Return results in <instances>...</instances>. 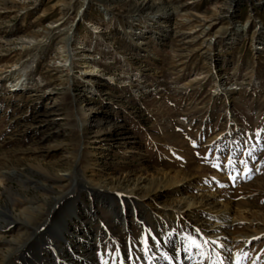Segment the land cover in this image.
Instances as JSON below:
<instances>
[{"label": "rangeland", "instance_id": "obj_1", "mask_svg": "<svg viewBox=\"0 0 264 264\" xmlns=\"http://www.w3.org/2000/svg\"><path fill=\"white\" fill-rule=\"evenodd\" d=\"M3 173L1 204L36 210L6 234L12 248L0 242L1 264H23L19 251L41 225L55 242V209L79 228L75 206L98 217L105 264H167L163 251L170 264H205L208 247L189 218L166 224L162 214L204 193L241 221L229 229L227 261L264 264V237L240 241L264 234L253 224L264 218V0H0ZM153 184L170 188L156 199ZM133 190L149 227L136 225L141 215L125 200L132 233L122 235L96 201L121 206L116 191Z\"/></svg>", "mask_w": 264, "mask_h": 264}, {"label": "bare ground", "instance_id": "obj_2", "mask_svg": "<svg viewBox=\"0 0 264 264\" xmlns=\"http://www.w3.org/2000/svg\"><path fill=\"white\" fill-rule=\"evenodd\" d=\"M210 57L212 60V65L214 66L217 65L219 58L217 57L216 53L211 54ZM221 78L223 79L224 77H220L219 80H221ZM5 176L8 177V174L7 173L0 174V177H5ZM84 180L80 177L76 178V183H77L76 185L83 187L89 193H93L94 191L91 192L92 189L90 190L88 184ZM134 186H136V184ZM179 186L188 187L190 185L188 182L181 180ZM169 188L166 186L154 185L153 189L151 190L152 191L151 196L153 198L155 197L156 199L162 198L164 195H166V192L169 190ZM134 191L135 190L130 192L116 191L118 199L122 203L121 206H118L115 203V201L111 200V198H104L101 194L98 195V199L96 201V203L99 206L105 202L109 205V211L113 213V217H114L113 222L121 228L122 235H129L132 233V230L130 229L131 222L128 218V215L126 214L127 206L124 201L125 200L130 201V203L133 204L132 205L133 208L135 209L134 202L135 200L139 199L138 198L139 196L137 192ZM215 196L212 197V194H205V193L201 194L200 198H197V201L199 203H193L192 200L195 199L194 196L193 198L188 196L178 201L177 204H175L174 206H169V208L165 207V209H162L163 210L162 214L165 219L164 223L167 224L168 221L171 218H173L172 215L176 216V218H180L184 220H186L188 217L189 219H187V221L194 226V230L196 231V233H198L201 240L208 247L209 256L205 258L206 261L205 264L208 263L232 264L227 261L228 260L227 251L229 250L230 245L227 244L226 242L230 240V237L228 236L229 229L235 227L237 224H240L241 221L238 218H234V215L230 216L232 213L235 212L234 209L233 211L230 210V208L233 207H228L227 209H224L222 211L218 209L219 211H217L216 206H218V203L212 202L215 199ZM13 201L15 202L14 199ZM33 209L35 208H32V206L25 207L24 209L25 211L22 210L21 212H17V210L14 207V204H12L11 207L8 206L6 207L1 204V198H0V214L7 218V220L3 222L0 218V242L2 246L4 245L7 248H12L17 243L15 237L8 240L6 238V234L10 232L13 233L12 231L14 230V228L17 229L24 227V225L25 226L30 225L31 223L30 213L34 212ZM54 211H55L54 217L58 218L54 222V226H52L53 231H55L56 234L58 233L57 235L55 234V236L53 235L55 242H52V240H50L49 237L40 234L44 230V228H46L45 226L42 227L41 225L38 230L34 229L35 238L33 239L32 243L27 245V247L22 246V249L19 251L24 254L22 257L23 264H71L72 260H75V262H79L81 264H94V263L105 264V259L102 258V260H100L98 255L96 256L95 253L101 244L99 239L100 238L99 229L96 226L99 223V219L98 217L95 216V212L91 210L88 212L87 216L81 217L79 215L80 214L79 210L75 206L74 215H76V217L79 218L81 221V226L77 228L71 224V222L72 223L74 222V219L72 217L71 219H67L60 213H57L56 209ZM137 213H140L141 216L139 217V219H137L136 225L140 228L143 225L149 227V225L145 224L146 222H143L145 221L144 217H146L145 216L146 212L144 211L138 212L135 209V211H133L131 214L132 216L138 217ZM82 224L85 226V230L87 232L83 236H79L80 232L83 231ZM253 224L254 226H257V228L258 226L262 227L259 229L263 230L264 218H261V221L253 222ZM252 231L253 234L246 236V238H242L240 240L243 242V246L244 245L247 246L251 244L253 241L258 240L261 237H264L262 231H257V230H252ZM44 232L46 231L44 230ZM70 239H73V243L70 241ZM64 243L68 245V250L65 252H61L60 247H62ZM104 245L105 248L108 249L109 240H107L104 243ZM24 251L26 253H24ZM163 256H164L163 259L165 262H167V264H170V261L175 260V258L171 256L170 253H168L167 251H163ZM9 257L10 254L6 256V259ZM107 258L110 259L109 260L110 262H108V264L109 263L119 264L118 261L116 262L115 260L112 259L113 257L108 256ZM244 258H245L244 255L240 256V260H239L240 264L242 263ZM177 259L178 261L175 264H180V263L184 264L179 260L180 257H177ZM133 260L134 259L129 258V260L126 261L127 262L126 264H136L134 262L135 260L134 261ZM153 260L154 258L150 257L145 264H152ZM197 263L198 261L196 257L193 258L190 263L187 261V264H197Z\"/></svg>", "mask_w": 264, "mask_h": 264}, {"label": "snow or ice", "instance_id": "obj_3", "mask_svg": "<svg viewBox=\"0 0 264 264\" xmlns=\"http://www.w3.org/2000/svg\"><path fill=\"white\" fill-rule=\"evenodd\" d=\"M257 135H259V133Z\"/></svg>", "mask_w": 264, "mask_h": 264}]
</instances>
